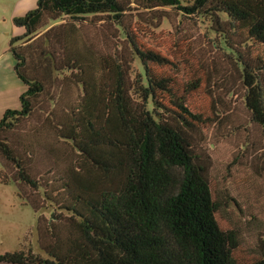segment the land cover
I'll return each instance as SVG.
<instances>
[{
	"label": "trees",
	"instance_id": "trees-1",
	"mask_svg": "<svg viewBox=\"0 0 264 264\" xmlns=\"http://www.w3.org/2000/svg\"><path fill=\"white\" fill-rule=\"evenodd\" d=\"M183 2L134 0L148 13L174 8L210 21L215 48L226 52L252 121L264 132V0ZM129 5L126 0H38L33 11L13 19L24 33L11 39L9 53L26 92L20 110H9L0 120V184L14 185L25 205L39 211L22 190L39 192L41 179L8 134L34 116L40 98H51L57 80L63 97L76 91L78 99L62 117L51 113L43 126L76 152V160L58 180L62 195L52 185L43 193L58 210L71 213L66 233H51L37 221L41 250L50 259L17 252L1 255V263L238 264V236L221 229V206L193 150L190 133L203 119L175 93L171 79L152 70L172 62L140 40L148 31L127 25ZM100 16L109 19L106 32L113 29L115 48L87 28ZM63 18L68 20L44 31ZM135 61L141 63L138 71L132 69ZM200 86L199 79L191 80L183 94ZM8 167L15 173L8 174ZM252 264H264V248Z\"/></svg>",
	"mask_w": 264,
	"mask_h": 264
},
{
	"label": "rangeland",
	"instance_id": "rangeland-1",
	"mask_svg": "<svg viewBox=\"0 0 264 264\" xmlns=\"http://www.w3.org/2000/svg\"><path fill=\"white\" fill-rule=\"evenodd\" d=\"M37 1L0 0L1 55L9 54L11 39L22 35L15 28L13 19L33 11ZM126 3L130 4L125 13L127 25L148 31L146 39L140 37V40L172 62L164 67L151 66L152 70L171 79L175 93L187 98L189 109L203 119L193 132L187 129L194 153L207 168L213 197L221 206L217 214L221 229L234 231L238 236L239 248L234 251L236 261L252 264L261 258L264 248V132L252 121L245 106L240 78L231 72L226 52L215 48L217 34L211 31L210 21L201 16H185L174 8H155L148 13L134 0H126ZM193 3L194 0H184L183 5ZM67 20L63 18L51 23L44 31ZM107 20L100 16L87 28L99 36L103 34L104 45L109 43L115 48L113 29L109 27L111 32H106ZM132 69L140 70L141 63L135 61ZM196 79H199L200 88L183 94L187 84ZM60 86L61 82L57 80L51 89V98H40L34 116L8 134L23 160L28 162L32 174L41 179L43 189L36 193L23 186L24 196L40 207L35 213L19 198L14 185L0 184V256L23 252L50 259L41 250L37 221L40 220L41 228L52 229L54 234L56 230V233H66L69 229L66 225L71 213L61 212L52 201L43 198L49 185L53 192L62 195V183L58 180L76 160V152L43 126L51 113L62 117L64 111L77 102L76 91L63 97ZM7 172L13 174L15 170L8 167ZM55 213L62 216L54 218Z\"/></svg>",
	"mask_w": 264,
	"mask_h": 264
},
{
	"label": "crops",
	"instance_id": "crops-1",
	"mask_svg": "<svg viewBox=\"0 0 264 264\" xmlns=\"http://www.w3.org/2000/svg\"><path fill=\"white\" fill-rule=\"evenodd\" d=\"M16 29L23 35V29ZM15 64L10 53L0 54V120L7 111L20 110V98L26 92V86L15 73Z\"/></svg>",
	"mask_w": 264,
	"mask_h": 264
}]
</instances>
